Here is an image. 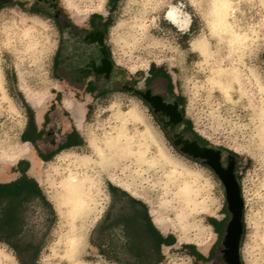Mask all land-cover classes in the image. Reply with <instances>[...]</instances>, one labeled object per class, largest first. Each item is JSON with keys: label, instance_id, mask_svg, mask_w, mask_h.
Wrapping results in <instances>:
<instances>
[{"label": "rangeland", "instance_id": "obj_1", "mask_svg": "<svg viewBox=\"0 0 264 264\" xmlns=\"http://www.w3.org/2000/svg\"><path fill=\"white\" fill-rule=\"evenodd\" d=\"M229 1L227 20L245 36L234 44L227 32L217 34L211 29L215 0H59L76 19L92 12L107 18L110 54L125 75L140 86L152 69L163 68L194 130L212 145L247 161L238 174L243 221L240 253L245 264H264V0ZM32 2L11 0L0 5V83L9 96L2 98L0 88V180L17 178L18 161L27 160L26 173L38 181L53 206L54 213L38 203L29 210L24 236L41 241L37 264H69L62 253L71 223L65 210L56 208L58 182L69 170L87 174L94 182L91 209L75 221L76 229L85 228L79 260L115 264L89 242L92 228L110 204L111 184L145 202L159 230L175 236L172 245L162 247L161 264H201L196 252L206 255L216 244L214 225L224 214L219 180L205 165L177 150L151 108L134 92L75 94L63 86L53 65L57 25L49 14L33 10ZM172 4L189 14L187 28L167 19ZM202 42L207 44V55L195 48ZM54 97L59 114L65 110L61 106L65 99L81 107L80 118L65 107L58 123H67L61 125L62 131L74 124L82 144L42 160L20 136L30 111L38 121L42 115L45 118ZM122 132L113 161L101 163L97 149L111 152L106 141ZM52 143L51 139L46 146ZM28 146L39 160L35 169L28 157H12L14 151ZM0 264H20L2 242Z\"/></svg>", "mask_w": 264, "mask_h": 264}, {"label": "flooded vegetation", "instance_id": "obj_2", "mask_svg": "<svg viewBox=\"0 0 264 264\" xmlns=\"http://www.w3.org/2000/svg\"><path fill=\"white\" fill-rule=\"evenodd\" d=\"M10 1L0 0V5ZM31 6L33 10L49 14L57 25L59 39L53 65L55 76L63 86L75 94L102 95L113 90L134 92L151 108L177 150L214 173L223 188L225 208L223 217L214 225L217 242L200 257V262L245 264L240 253L243 221L241 208L240 230L242 198L238 174L247 161L228 149L212 145L194 130L164 69H152L140 86L125 75L110 54L106 41L107 18L102 14L92 12L79 20L68 14L59 0H33Z\"/></svg>", "mask_w": 264, "mask_h": 264}, {"label": "trees", "instance_id": "obj_3", "mask_svg": "<svg viewBox=\"0 0 264 264\" xmlns=\"http://www.w3.org/2000/svg\"><path fill=\"white\" fill-rule=\"evenodd\" d=\"M163 73L170 79L167 72ZM56 102L55 99L45 113V125L40 130L30 111L20 136L22 141H29L34 146L42 160H49L55 153L73 145L70 141L73 134L65 133L64 141H59L53 149L46 148V143L53 140L57 132L59 109ZM62 114H66L65 110ZM55 143L53 140L52 144ZM28 168L29 161L19 160L16 169L20 175L10 181H0V242L13 251L20 264H37L41 241L24 236L29 210L36 203L51 213L54 210L38 181L26 173ZM109 190L110 204L92 228L90 244L104 259L115 264H161L164 260L162 247L172 245L175 236L164 235L159 230L145 202L111 184Z\"/></svg>", "mask_w": 264, "mask_h": 264}, {"label": "bare ground", "instance_id": "obj_4", "mask_svg": "<svg viewBox=\"0 0 264 264\" xmlns=\"http://www.w3.org/2000/svg\"><path fill=\"white\" fill-rule=\"evenodd\" d=\"M213 6L214 7L211 13V20H210V26L212 31L217 34L220 32H227L228 34H230V42L232 44L239 43L241 42L240 41L241 39H245V36L232 29L231 24L227 20V15L231 8L230 1L215 0ZM166 16L167 19L170 20V22L178 26L180 29H185L190 25L191 18L189 14L185 12L180 6L172 4L169 7V9H167ZM195 48L204 55H207L209 52L207 48V44L205 42H202L199 45L195 44ZM237 80L239 79L237 78ZM0 88L3 92L2 98L8 99L9 96L8 94L6 95V93L4 92V87L1 85V83H0ZM71 101L65 99L64 102L65 107L69 111H71L76 118H80L82 115L81 107L76 105L75 102H71ZM261 116L264 118V109H261ZM261 129L263 130V134H264V123L262 124ZM122 135L123 132L119 133L118 136L116 135L117 137L108 138V140L106 141V146H108L111 149V152L105 153L106 151H104L103 149L101 148L97 149L101 163H107L113 161L114 156H116L117 154V148L119 147L118 142H121L119 140ZM125 144L127 145L126 147H128L130 143L126 141ZM16 155L25 156L31 159V164L33 169H35V167L38 164L39 160L36 159L32 147L28 146L25 148H20L19 150L13 152L12 157L16 158L17 157ZM85 161L87 162L88 160L86 159ZM58 188H59V193H58V199L56 200V206H57L56 208L61 212L65 210L71 223L70 224L71 232L66 239L65 249L62 253V257L68 260L69 264H89L88 262H84L78 259V255L80 253V249L83 244L85 228L81 226L79 230L76 229L75 221L78 218L84 217L91 209L90 205L94 201V182L92 178L87 174L80 175L77 172L69 170L68 173L62 176V178L59 180ZM155 222L158 223L156 219Z\"/></svg>", "mask_w": 264, "mask_h": 264}, {"label": "crops", "instance_id": "obj_5", "mask_svg": "<svg viewBox=\"0 0 264 264\" xmlns=\"http://www.w3.org/2000/svg\"><path fill=\"white\" fill-rule=\"evenodd\" d=\"M84 94H89V95H91L90 93H84ZM54 99H55V97H54ZM53 99V101L50 103V105H52V103L53 102H55V100ZM61 106L66 110V108H65V106L63 105V104H61ZM50 108V107H49ZM48 108V109H49ZM64 117V116H63ZM58 118L59 119H61V121H62V111H61V114H59L58 115ZM34 122H35V125H36V127H37V129L38 130H40V129H42L43 128V126L45 125V118H44V116L42 115L40 118H39V121L38 120H36V118H34ZM62 123V122H61ZM65 126V125H67V123H65V122H63L62 124H60V123H58V125H57V132H56V136H55V138H53V140H56V143L55 144H51L50 146H46V148L47 149H53V148H55L56 146H57V143L59 142V141H64L63 140V135L66 133H72L73 134V136L71 137V139H70V141H71V143L73 144L71 147H69V148H73V147H77V146H80L81 144H82V138H81V135H80V133H79V131L77 130V127L74 125V124H71V125H69V128H67V126H66V128H65V130H61L60 129V127H62V126ZM25 128V127H24ZM24 130V129H23ZM23 130H22V132H23ZM21 132V133H22ZM22 141V140H21ZM22 142H25V143H30L29 141H22ZM31 144V143H30ZM32 145V144H31ZM49 145V144H48ZM33 146V145H32ZM34 147V146H33ZM67 149V148H66ZM28 170V169H27ZM1 181V180H0ZM8 181H10V180H8Z\"/></svg>", "mask_w": 264, "mask_h": 264}, {"label": "water", "instance_id": "obj_6", "mask_svg": "<svg viewBox=\"0 0 264 264\" xmlns=\"http://www.w3.org/2000/svg\"><path fill=\"white\" fill-rule=\"evenodd\" d=\"M239 208H240V211H239V220H240V230L242 228V223H241V208H242V203H241V200H240V205H239Z\"/></svg>", "mask_w": 264, "mask_h": 264}]
</instances>
